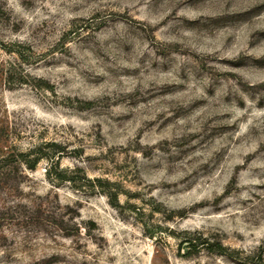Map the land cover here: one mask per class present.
<instances>
[{
    "label": "rangeland",
    "instance_id": "374dc122",
    "mask_svg": "<svg viewBox=\"0 0 264 264\" xmlns=\"http://www.w3.org/2000/svg\"><path fill=\"white\" fill-rule=\"evenodd\" d=\"M0 264H264V0H0Z\"/></svg>",
    "mask_w": 264,
    "mask_h": 264
},
{
    "label": "trees",
    "instance_id": "16d2710c",
    "mask_svg": "<svg viewBox=\"0 0 264 264\" xmlns=\"http://www.w3.org/2000/svg\"><path fill=\"white\" fill-rule=\"evenodd\" d=\"M36 152V149H33V150H31V153H35ZM28 154V153H27ZM27 154L26 153H23V154H21V156L22 157H26L27 156ZM39 155H37L34 159H30V160H25V163L28 165V167L30 168V169H32L34 166H35V163H37V161H38V159H39ZM24 159H26V158H24ZM217 245V247H218V249L221 251L222 250V246L220 245V244H216Z\"/></svg>",
    "mask_w": 264,
    "mask_h": 264
}]
</instances>
